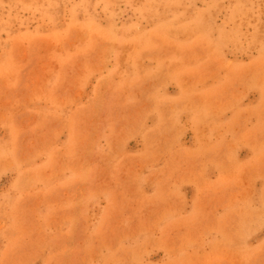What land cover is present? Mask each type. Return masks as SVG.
<instances>
[{
  "label": "rangeland",
  "instance_id": "rangeland-1",
  "mask_svg": "<svg viewBox=\"0 0 264 264\" xmlns=\"http://www.w3.org/2000/svg\"><path fill=\"white\" fill-rule=\"evenodd\" d=\"M0 264H264V0H0Z\"/></svg>",
  "mask_w": 264,
  "mask_h": 264
}]
</instances>
